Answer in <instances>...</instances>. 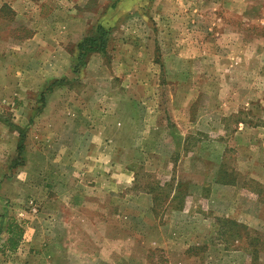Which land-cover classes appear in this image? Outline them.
I'll list each match as a JSON object with an SVG mask.
<instances>
[{
    "label": "rangeland",
    "instance_id": "1",
    "mask_svg": "<svg viewBox=\"0 0 264 264\" xmlns=\"http://www.w3.org/2000/svg\"><path fill=\"white\" fill-rule=\"evenodd\" d=\"M2 1L0 264H264V0L101 5L72 31L107 50L46 97L78 40L44 58L14 41L40 0Z\"/></svg>",
    "mask_w": 264,
    "mask_h": 264
},
{
    "label": "crops",
    "instance_id": "2",
    "mask_svg": "<svg viewBox=\"0 0 264 264\" xmlns=\"http://www.w3.org/2000/svg\"><path fill=\"white\" fill-rule=\"evenodd\" d=\"M114 1L115 0H40V3L37 4V7H38L37 11L41 14L39 18H37L38 21L36 19L32 20L33 28H31L29 34H27L23 38H20L19 40H14V41L19 42L20 44H25V43L30 44L34 42L43 44L39 52L43 54L45 58L46 51L48 49L47 43H51L54 40L56 41V39H53L55 36H57L58 34L65 35L64 39L60 38L59 40L60 42L67 41L68 39L74 38V37H76V40H73V41L78 40L77 42H79L82 38H84L88 34L89 31L87 30L86 33L84 32V34L83 33L73 34L72 30H74L73 28L76 26V24L82 27L87 26V20H86L87 14L91 15L90 19H92L94 15H97L99 11L103 10L102 7L104 5H107L109 9H113ZM4 4H6V6L2 7ZM158 7L159 6H156V9ZM0 8L1 10L5 9L12 13L13 18H11L12 19V22L10 23L11 25L20 24L19 19L20 18L24 19L26 16H28V15L23 16V14L19 12L20 10L17 7H15L14 3L12 2H9L8 4V2L2 1ZM120 9H123L124 11H126V9H129V7L123 4V7H120ZM158 9H160V7ZM27 11L30 14V11L29 10ZM84 13L86 15H83ZM1 17H4V16H1ZM97 19L99 20V15ZM3 20L4 18L0 19V25L3 24ZM4 41L11 42L12 40H4ZM53 50L54 49L50 47V52H52ZM53 57H54V54L52 52L51 58ZM49 64L51 65L53 63H48L47 65ZM50 71H52L51 73L54 78H58V77L70 78V72H71V75H73V77H75L76 79L79 77L72 72V67L70 68V66H68L67 70H63V69L61 70V68H59L58 65L54 64V67L50 69ZM79 137L81 138L82 134H79ZM86 137L87 136H85V138ZM257 170L258 171L260 170L263 172L264 166H260ZM257 177H258L257 179L260 180L261 184L264 187V178H261L259 176Z\"/></svg>",
    "mask_w": 264,
    "mask_h": 264
},
{
    "label": "trees",
    "instance_id": "3",
    "mask_svg": "<svg viewBox=\"0 0 264 264\" xmlns=\"http://www.w3.org/2000/svg\"><path fill=\"white\" fill-rule=\"evenodd\" d=\"M110 39V28L100 23L93 26L90 32L75 46L74 53L72 54V72L80 76L93 55L105 53ZM65 82H67L66 78L53 79L42 91L41 96L46 97L48 93H51L56 87L62 86ZM14 127L25 131V128L16 125ZM7 235L6 246L11 250L17 249L23 236V230L12 221L8 224Z\"/></svg>",
    "mask_w": 264,
    "mask_h": 264
}]
</instances>
